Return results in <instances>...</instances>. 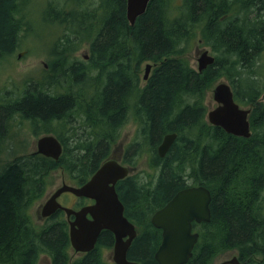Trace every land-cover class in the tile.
<instances>
[{"label":"trees","instance_id":"obj_1","mask_svg":"<svg viewBox=\"0 0 264 264\" xmlns=\"http://www.w3.org/2000/svg\"><path fill=\"white\" fill-rule=\"evenodd\" d=\"M24 1L0 0V62L30 27ZM44 7L43 20L64 27L50 40L59 72L54 80L28 82L2 107L19 109L35 134L53 133L63 150L57 160L22 154L0 170V264H36L41 254L50 264H110L104 249L113 246L111 231L102 230L92 250L72 257L64 212L38 227L30 209L55 169L74 185L84 183L109 158L130 113L136 137L124 161L133 164L132 155L146 151L154 173L142 181L130 172L115 183L124 215L137 229L127 258L158 264L161 230L151 224L152 213L178 190L201 184L211 194V216L192 223L199 236L184 264H213L234 249L239 264H264V0H149L132 25L126 0H47ZM84 37L87 58L71 56ZM197 37L214 56L201 71L185 57ZM147 61L153 64L141 84L140 65ZM222 76L234 100L250 108L249 137L206 119V91ZM5 115L1 109L0 131ZM54 123L67 133L56 132ZM172 132L176 138L160 157L157 146Z\"/></svg>","mask_w":264,"mask_h":264},{"label":"water","instance_id":"obj_2","mask_svg":"<svg viewBox=\"0 0 264 264\" xmlns=\"http://www.w3.org/2000/svg\"><path fill=\"white\" fill-rule=\"evenodd\" d=\"M149 0H126V18L133 24L142 14ZM22 53L18 54V57ZM197 70L201 71L214 62V56L204 49L197 57ZM146 63L143 79L146 80L151 68ZM216 106L206 113L207 121L218 125L226 132L249 137L250 108L240 106L233 98V91L227 81L218 82L212 89ZM176 132L167 133L157 146V153L163 157L176 138ZM63 150L61 141L52 133L43 134L36 140V152L55 160ZM132 167L120 163L115 156L103 161L96 171L81 185L62 182L43 202L42 217H48L57 209L65 212L69 219V241L75 252H88L96 244L99 233L106 229L114 236L112 260L115 264H141L127 258V250L137 234L135 224L124 215V205L115 188V183L126 177ZM64 192L77 197L92 199L79 209L62 206L57 200ZM211 194L204 185H189L178 190L162 207L155 210L151 224L161 230V241L154 258L158 264H184L192 255V249L199 233L193 230L192 223L210 220ZM219 264H239L237 256Z\"/></svg>","mask_w":264,"mask_h":264},{"label":"rangeland","instance_id":"obj_3","mask_svg":"<svg viewBox=\"0 0 264 264\" xmlns=\"http://www.w3.org/2000/svg\"><path fill=\"white\" fill-rule=\"evenodd\" d=\"M46 2L47 0H25L23 2L22 11L25 13V16L30 22V27L25 32H21L22 37L20 38L19 45L16 50L7 55L0 62V94L5 93L6 91L22 93L21 90L28 84V82H40L41 80L46 81L48 78L54 80L56 77L55 74L59 72V70H57L56 57L51 54L50 40L52 36H54L53 38H56L59 34H61L64 31V27L63 25L57 24L49 25L43 20L45 16L44 6ZM82 41V45L74 50L71 56L81 59L83 55H87L89 40L84 37V39L82 38ZM204 49H208L209 53L213 55L211 47L209 45H204L200 38L197 37L196 40L191 43L189 50L185 53V57L194 69H197V57ZM19 53L22 54L18 57ZM261 58L262 63H264V53ZM45 63L47 66H45ZM146 63H150L151 65L153 64L152 62L147 61L140 65L139 76L141 84L145 81L143 79V74ZM220 81L228 82V80L222 76L215 80L211 87L206 91L204 102L207 110L216 105V102L213 100L212 89ZM260 100L264 103V93L260 97ZM23 120L24 119H22L21 116H17L16 118L12 116L10 118V124L7 126L8 132L0 141V170L8 162L18 158L20 155L36 150V140L44 133L41 132L39 135L35 134L30 121ZM52 127L58 133H67V128H62V126L58 123H54ZM135 137L136 122L130 113L129 119L120 129V135L111 146L109 157L115 156L117 159L122 158L121 162L123 164L132 166L131 175L139 174L141 180L145 181L149 179L150 176L152 177L154 173L150 166L148 153L146 151L133 154L131 157L133 164H131V162L124 163V156L127 149L126 147L134 140ZM72 140L73 138H70L69 142H72ZM46 181L47 187L44 196L37 200L30 209L31 218L38 227L45 221V219L40 215V205L43 204L51 192L62 182L73 184L70 181L69 176L60 168L51 171L47 175ZM188 182L190 183V181ZM73 196L74 194H71L70 192H64L61 194L59 202H65V205L67 206L75 205L73 207L77 208V201L79 198L77 199V196ZM262 200L264 201V192ZM87 201L88 199H84L83 204L87 203ZM63 215L65 216V213H63ZM112 251V247L104 249V258L110 264L114 263L112 260ZM71 253L72 257H76L80 254L75 252L73 249L71 250ZM237 255L238 251L236 249L226 251L218 255L213 264H219L222 261L231 259L233 256ZM36 264H50L49 256L41 254Z\"/></svg>","mask_w":264,"mask_h":264},{"label":"flooded vegetation","instance_id":"obj_4","mask_svg":"<svg viewBox=\"0 0 264 264\" xmlns=\"http://www.w3.org/2000/svg\"><path fill=\"white\" fill-rule=\"evenodd\" d=\"M85 58H87V55H85L84 56ZM45 66H47L46 65V63H45ZM49 70V69H48ZM26 87V86H25ZM24 87V88H25ZM23 88V89H24ZM20 94L22 95V93H16V92H9V91H6L5 93H2V94H0L1 96H0V110L2 109V110H4L5 111V113H6V115L4 116V118H3V123H2V129H1V131H0V141L5 137V135L7 134V132H8V130H7V126L10 124V118L12 117V116H14L15 118L17 117V116H21L22 117V119H24V120H27V121H30L29 119H26V118H24L23 116H22V113H21V111L19 110V109H12V108H8L7 110H8V112L6 111V109L4 108V107H2V106H4L3 104H4V102L8 99V97L9 98H15V97H18V96H20ZM10 95V96H9ZM8 96V97H7ZM216 106V105H215ZM208 111V110H207ZM12 115L11 117H9V118H7L6 116L7 115ZM23 120V121H24ZM75 121H77V122H79L80 120L79 119H76ZM43 134H48V133H43ZM42 134V135H43ZM41 136V135H40ZM63 145V144H62ZM32 152H36V150H34V151H32ZM29 153H31V152H29ZM25 154H27V153H25ZM119 161H120V163H122L121 161H122V158H120L119 159ZM124 163H126V162H124ZM123 164V163H122ZM63 194V193H62ZM60 196H61V194L58 196V198H57V200L59 201V198H60ZM75 196V195H74ZM73 196V197H74ZM79 198V200L81 199V198H85V197H77V199ZM47 199V198H46ZM88 198H85V200H87ZM77 201V208H75V207H73V206H75V205H73V206H67V205H65L66 203L64 202V203H61V202H59L62 206H66V207H70V208H73V209H79L80 207H82L83 205H85V204H90V203H92L93 202V200L92 199H88V201H87V203H85V204H82V205H79V203H80V201ZM40 206H42V205H40ZM40 210H41V208H40ZM57 210H61V209H57ZM56 210V211H57ZM55 211V212H56ZM63 211V210H62ZM64 212V211H63ZM65 213V212H64ZM41 215V214H40ZM49 217V216H48ZM65 217H66V214H65ZM44 219H45V221H46V219H47V217H43ZM66 219H67V222H68V220L69 219H73V215H70V217H69V219L66 217ZM44 221V222H45ZM136 227V226H135ZM137 230V229H136ZM135 238V237H134ZM133 238V239H134ZM114 243V242H113ZM132 243V242H131ZM131 245V244H130ZM112 248H113V246H112ZM129 249V248H128ZM77 253H80V252H77Z\"/></svg>","mask_w":264,"mask_h":264},{"label":"bare ground","instance_id":"obj_5","mask_svg":"<svg viewBox=\"0 0 264 264\" xmlns=\"http://www.w3.org/2000/svg\"><path fill=\"white\" fill-rule=\"evenodd\" d=\"M169 15V14H168ZM172 17V16H171ZM170 18V17H169ZM254 66V65H253ZM128 68V67H127ZM94 72V71H93ZM85 93V92H84ZM26 164V163H25ZM28 166V165H27ZM23 178V177H22Z\"/></svg>","mask_w":264,"mask_h":264}]
</instances>
